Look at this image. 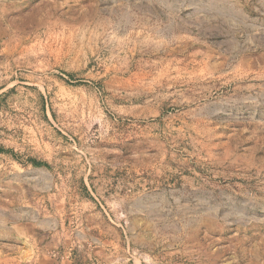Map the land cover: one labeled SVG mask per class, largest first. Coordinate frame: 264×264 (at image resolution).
Wrapping results in <instances>:
<instances>
[{
  "label": "rangeland",
  "instance_id": "rangeland-1",
  "mask_svg": "<svg viewBox=\"0 0 264 264\" xmlns=\"http://www.w3.org/2000/svg\"><path fill=\"white\" fill-rule=\"evenodd\" d=\"M47 1L0 35L10 196L123 202L142 264H264V0Z\"/></svg>",
  "mask_w": 264,
  "mask_h": 264
},
{
  "label": "crops",
  "instance_id": "crops-1",
  "mask_svg": "<svg viewBox=\"0 0 264 264\" xmlns=\"http://www.w3.org/2000/svg\"><path fill=\"white\" fill-rule=\"evenodd\" d=\"M18 166L22 173H41L37 181L46 179L54 183V176L40 166ZM3 169L0 171V264L143 263L139 228L133 223L126 224L123 202L110 217L108 203L103 196L97 198L96 191L86 192V197L76 194L74 203L61 200L54 184L49 189L52 192L49 202L11 197L8 172L6 167ZM22 173L15 177L26 182L28 177ZM15 191L25 190L18 186Z\"/></svg>",
  "mask_w": 264,
  "mask_h": 264
},
{
  "label": "bare ground",
  "instance_id": "bare-ground-1",
  "mask_svg": "<svg viewBox=\"0 0 264 264\" xmlns=\"http://www.w3.org/2000/svg\"><path fill=\"white\" fill-rule=\"evenodd\" d=\"M36 1L33 0L32 3H29V0H8V14L0 5V25L4 27L6 25L5 28L8 30V32L5 30L0 33V35L8 37V44L14 42L19 45L24 37L38 26L40 28V26L53 24L51 23L53 18L62 16L56 3L47 0L35 3Z\"/></svg>",
  "mask_w": 264,
  "mask_h": 264
},
{
  "label": "trees",
  "instance_id": "trees-1",
  "mask_svg": "<svg viewBox=\"0 0 264 264\" xmlns=\"http://www.w3.org/2000/svg\"><path fill=\"white\" fill-rule=\"evenodd\" d=\"M33 164H34L35 166H40V165H41V164L38 163V162H33Z\"/></svg>",
  "mask_w": 264,
  "mask_h": 264
}]
</instances>
